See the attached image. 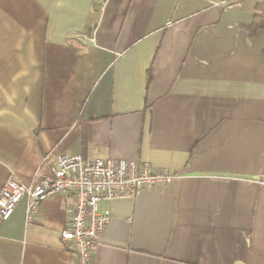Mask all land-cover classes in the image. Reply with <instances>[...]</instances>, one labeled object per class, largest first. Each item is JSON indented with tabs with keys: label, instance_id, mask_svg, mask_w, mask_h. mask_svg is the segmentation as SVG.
<instances>
[{
	"label": "crops",
	"instance_id": "1",
	"mask_svg": "<svg viewBox=\"0 0 264 264\" xmlns=\"http://www.w3.org/2000/svg\"><path fill=\"white\" fill-rule=\"evenodd\" d=\"M0 0V187L55 155L148 161L174 180L101 200L92 264H264V0ZM71 200L25 199L0 264H74Z\"/></svg>",
	"mask_w": 264,
	"mask_h": 264
},
{
	"label": "built area",
	"instance_id": "2",
	"mask_svg": "<svg viewBox=\"0 0 264 264\" xmlns=\"http://www.w3.org/2000/svg\"><path fill=\"white\" fill-rule=\"evenodd\" d=\"M110 0H97L103 9ZM211 5L224 1L205 0ZM48 171L38 179L24 182L10 175L0 187V223L7 220L21 199H25L24 221L36 219L41 203L55 194L71 200L67 226L60 238L75 257L74 264H92V254L110 219L100 212L101 200L132 198L144 189L171 183L176 177L165 168H154L148 161L84 157L80 154H57Z\"/></svg>",
	"mask_w": 264,
	"mask_h": 264
},
{
	"label": "trees",
	"instance_id": "3",
	"mask_svg": "<svg viewBox=\"0 0 264 264\" xmlns=\"http://www.w3.org/2000/svg\"><path fill=\"white\" fill-rule=\"evenodd\" d=\"M247 30L250 35H255L258 30H262L264 35V1L255 5V13L252 22L247 26Z\"/></svg>",
	"mask_w": 264,
	"mask_h": 264
}]
</instances>
